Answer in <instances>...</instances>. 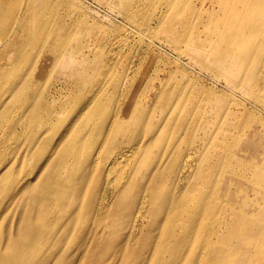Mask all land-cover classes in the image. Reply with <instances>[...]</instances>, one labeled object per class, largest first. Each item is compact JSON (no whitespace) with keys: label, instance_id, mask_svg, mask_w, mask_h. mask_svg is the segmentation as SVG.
Here are the masks:
<instances>
[{"label":"bare ground","instance_id":"obj_1","mask_svg":"<svg viewBox=\"0 0 264 264\" xmlns=\"http://www.w3.org/2000/svg\"><path fill=\"white\" fill-rule=\"evenodd\" d=\"M146 1L135 0L136 11L127 13L135 19L131 20L134 26L141 31L144 26L147 30L149 27L154 29L152 23L156 20L157 27L165 30L162 33L166 43L177 50V60L184 54L196 60L209 54L204 53L206 47L202 42L200 44L198 38L190 39L185 34L173 36L171 32L172 26L177 25L176 20H180L182 15L183 0H161L159 14L143 13L145 8L142 9L141 6ZM208 1L212 0H196V4L205 5ZM215 1L217 10L213 13L214 24L223 28V33L219 35L220 42L229 38L230 44H236L255 35L261 37L259 39L264 43V0H245L243 5L236 3V0ZM220 13L223 16L215 18ZM32 20L27 23L35 24ZM45 22L47 21L36 17V24L31 27L30 35L25 40L20 39V50L10 53L15 57L9 56V65L3 71V78L9 82L7 85L13 83L16 91L22 89L25 93L24 99L18 101L21 105L17 122L13 119L6 120L8 114L2 111L0 140L1 143L7 141L5 143L8 145L14 140L20 141L19 151L24 156L29 155L32 161L45 165L44 172L34 176V182H24L19 193L29 195L28 188L35 189L33 201L36 202L42 196L54 212L58 206L75 200L73 185L76 181H71V176L75 167L83 163L79 157L81 148L77 141L83 138L84 149L85 135L88 134L86 144L95 145L98 139L95 132L102 131L98 124L100 119L104 114L117 113V108L113 111L109 108L112 94L106 90L101 92L102 86L90 89L83 85V56L76 55L77 52L81 53L83 26L56 22L51 34L55 45L46 43L47 46L40 52L39 43L45 34ZM139 35L146 38L142 33ZM148 41L156 44L153 38H148ZM119 43L121 46L124 44L121 39ZM263 48L264 46L251 50L239 49L238 53H241L242 58L254 55L257 60L259 58L258 62H263L260 58ZM95 58L97 62L93 72L97 71L98 65L103 64V55H96ZM115 58H110L104 64L100 76L102 83L111 74ZM238 59H241L239 55L230 62L225 61L221 65L209 63L205 67L211 73L223 75L227 83L234 85L235 80L229 74L233 75L244 69L243 65L237 63ZM22 69L27 71H21ZM57 73H61L63 77L60 87H55ZM138 80L141 84H146L140 86V92L135 95L141 105L129 117L128 122L132 124L133 131L125 138L126 142H122V151L106 160L103 158L93 162L98 171L106 166V174L102 172L96 175L97 182L102 178L106 180L105 185L110 186L103 188L108 191L103 198L98 199L96 205L102 206L107 194L108 200L114 203L117 198H129L130 195L133 202L130 212H135L132 225L138 218L143 222L147 216L162 215L163 222L158 225L165 227L159 232L163 241L160 250L170 255L171 261L168 264H264V168L258 160L264 157V153L256 152L257 145L261 146L263 143L259 140L257 143L254 140L247 143L237 140L244 133H255L260 137V127H263L261 118L243 123V126L236 129V133H230L228 120H220L218 127L214 128L210 118L218 115L211 116L210 107L205 111L210 118L204 117L199 124V112L194 108L195 104L182 103L188 92V85L180 88L177 81L167 82L156 72L153 74L147 71H142ZM239 87L235 86L236 89ZM51 88L55 90V95L50 91ZM146 88L151 93H147ZM86 90L91 94L88 101L87 93L84 95ZM50 94V102L57 100L56 107L48 106L46 95ZM142 99L144 100L141 102ZM207 101L209 102L208 99ZM256 101L250 115L257 114V109L260 108V102ZM236 106L239 107L237 104ZM87 109L90 110L88 114ZM247 111L243 109L242 113L246 114ZM66 115L69 118L61 125L59 133L55 127L53 131L47 129L51 123ZM187 117L190 119L187 120ZM184 126H187L188 132H183ZM196 128L203 133L199 134V140L192 134ZM204 137L206 140L203 141V146L208 140L222 139L219 146L223 150L215 152V157L208 159L207 149L199 160L197 152L192 151L198 148L195 140L201 141ZM191 139L193 141L188 146ZM131 140L135 143L130 147ZM148 147L151 150L147 151ZM240 147L242 149L231 151ZM209 154L211 156V151ZM179 160L180 167L175 169L178 168L176 164ZM100 163L102 165L97 166ZM53 165L56 166L53 168ZM87 167L81 181L86 186ZM45 168H49L47 172ZM113 174L114 179L110 180ZM202 185L208 191L199 194L197 189ZM100 208L96 207L98 211ZM51 211L44 213L49 221H53ZM224 215H229L230 220L224 219ZM46 227L48 226L43 225L41 220L30 223L27 239L23 243L38 241L46 234ZM26 247L23 245L9 254L13 264H27ZM6 260L8 259L1 257L0 263L4 264Z\"/></svg>","mask_w":264,"mask_h":264},{"label":"rangeland","instance_id":"obj_2","mask_svg":"<svg viewBox=\"0 0 264 264\" xmlns=\"http://www.w3.org/2000/svg\"><path fill=\"white\" fill-rule=\"evenodd\" d=\"M134 1L0 0V116L4 111L8 114L6 120L18 121L21 105L18 101L24 99L25 91L22 89L16 91L17 88L13 83L7 85L9 82L3 78V71L9 65V56L15 57L10 53L20 50L22 45L19 44L20 39L25 40L30 35L31 27L36 24V17L47 21L44 24L45 34L42 36V42L39 43L40 52L47 46L46 43L55 45L51 34L56 22L69 26H83V36L80 38L81 53H76L77 56H83V85L89 86L90 89L102 86L101 92L106 90L112 94L109 108L112 111L117 108V113L104 114L100 119L98 124L102 131L95 132L98 138L95 145L86 144L88 134L85 135L84 149L83 138L77 141V145L82 149L79 157L83 163L75 167L71 176V181H76L73 185L75 200L58 206L54 212L42 196L36 202L33 201L35 189L28 188L29 195L19 193L20 186L27 181L34 182L33 177L43 173L45 165H42V162L32 161L29 155L24 156L23 152L19 151L20 141L14 140L8 145L5 143L7 141H4V144L0 140V258L8 259L4 264H13L9 254L23 245L28 247L25 249L28 254L25 255L27 264H168V261H171L170 255L160 250L163 241L159 232L165 227L158 225L163 222L162 215L147 216L143 222L138 218L132 225L135 212H130L133 207L130 195L129 198L127 196L117 198L114 203L108 200L109 194H107L102 206L96 205L98 199L103 198L108 191L103 188L110 186H106V180L102 178L97 182L96 175L105 173L107 168L104 166L98 171L93 162L103 158L106 160L118 151H122L124 147L122 142H126L125 138L133 131L132 124L128 121L141 105L140 100H136V96L141 90L140 86L146 84L143 85L138 80L142 71L153 74L156 72L167 82L177 81L180 83V88L188 85V92L182 103L195 104L194 108L199 112V124L204 117L210 118L209 113L205 112L210 107L211 116L218 115L210 118L214 128L218 127L220 120H228L227 126H231L230 133L231 131L236 133L238 131L236 129L243 126V123L261 118L263 127H260L258 134L260 137L255 133L248 135L244 133L237 140L243 143L250 140L257 143L259 140L263 144L257 145L256 152L264 153V70H262L264 48L260 56L263 62L261 60L258 62L259 58L257 60L254 55L242 58L241 53H238L239 49L251 50L264 46L262 39H259L261 37L250 35L236 44H230L229 38L220 42L219 35L223 33V28L214 24L213 17V13L217 10V1L212 0L205 5H197L196 0H183L182 15L180 20H176L177 25L172 26L171 32L173 36L185 34L190 39L198 38L200 44L202 42L206 47L204 53L209 54L200 60L184 54L180 60H177L175 57L178 55L177 50L166 43L162 33L165 30L157 27L156 20L152 23L154 29L149 27L147 30L144 26L141 27L143 31L131 23V20L135 19L129 17L127 13L136 11ZM245 2V0H236L240 5ZM160 4L161 0H147L141 8H145L143 13L159 14ZM222 16L220 13L215 18ZM28 20L34 21L35 24L30 25L27 23ZM139 33L144 34L146 38ZM148 38H153L156 44L149 42ZM119 39L124 42L123 46L120 45ZM31 41L30 39L29 42ZM96 55H103V64L98 65L97 71L93 72L97 62ZM237 55L241 57L237 63L243 65L244 69L233 75L229 74L235 80L234 85L227 83L223 75L206 70L205 66L209 63L221 65L225 61L230 62ZM114 57L116 58L110 69L111 74L102 83L100 76L104 64L106 65L110 58ZM25 70L27 71V69L21 71ZM56 76L55 87H60L63 84L62 74L57 73ZM235 86L240 87L236 89ZM146 89L147 93H151L148 88ZM89 90H86L84 95ZM50 91L55 95L53 88ZM90 97L91 94L87 93V101ZM51 98V94L46 95L48 106L56 107L57 100L50 102ZM256 100L260 102V108L257 109V114L250 115L249 112L253 109ZM182 109L184 112L183 106ZM243 109L248 110L246 114L242 113ZM89 111L87 109L86 114ZM68 118L69 116L66 115L61 120L54 121L47 129L53 131L55 127L56 132L59 133L61 125L67 122ZM189 119L187 117V120ZM192 126L194 127L193 124ZM182 130L188 132L187 126ZM192 134L199 140V134L203 133L196 128ZM197 139L195 143L198 148L192 153L196 151L199 160L203 153L208 152L209 159L215 157V152L223 150L219 146V141L222 139L208 140L204 146L205 137L201 141ZM192 141L193 139L189 141L188 146ZM133 143L135 141L131 140L129 146L131 147ZM146 149L149 151L151 147ZM240 149L242 147L233 148L231 151ZM258 160L264 168V157ZM99 165L102 164L97 166ZM55 166L53 165V168ZM176 166L178 168L175 169H179L180 160ZM86 167L87 186L81 183ZM48 169L45 168V171L47 172ZM114 176L115 174L110 180H113ZM96 187L99 189H95ZM197 191L200 194L208 190L202 185ZM97 206L101 207L99 211L96 209ZM50 211L53 221L47 220L44 214ZM225 218L230 220L229 215H224ZM36 220H41L42 224L49 228L46 227V234L38 241L24 244L23 240L27 239L29 224Z\"/></svg>","mask_w":264,"mask_h":264}]
</instances>
